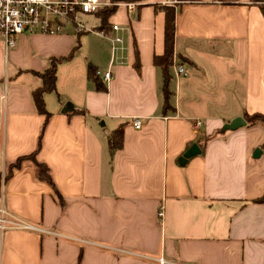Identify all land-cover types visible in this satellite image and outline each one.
<instances>
[{
	"label": "crops",
	"instance_id": "1",
	"mask_svg": "<svg viewBox=\"0 0 264 264\" xmlns=\"http://www.w3.org/2000/svg\"><path fill=\"white\" fill-rule=\"evenodd\" d=\"M163 1L138 0L132 14L114 6L108 24L123 28L121 63H111L99 34L110 30L97 14L94 42L71 30L24 32L8 48L0 36V206L40 230L0 231V264H264V203L255 202L264 194V123L244 118L264 115V0L173 5L165 114L152 60L163 51ZM74 47L56 65V90L44 94L45 118L32 99L35 73ZM90 68L110 71L107 81L99 76L105 90ZM235 117L245 125L222 131ZM116 129L123 143L110 155ZM193 143L200 153L180 163ZM31 154L52 183L33 159L12 168Z\"/></svg>",
	"mask_w": 264,
	"mask_h": 264
},
{
	"label": "built area",
	"instance_id": "2",
	"mask_svg": "<svg viewBox=\"0 0 264 264\" xmlns=\"http://www.w3.org/2000/svg\"><path fill=\"white\" fill-rule=\"evenodd\" d=\"M178 0H165V5H175ZM119 4L126 6L128 13L132 14L138 4L136 1L116 0H0V36L5 46L10 48L15 44V37L24 32L31 34H57L68 30L74 33L94 32L93 28L87 27L79 20L80 14L94 15L108 7ZM123 28L118 24H112L110 31H101L99 34L110 41L111 63H121L124 60L125 43L119 33ZM177 74L186 75L187 68L179 65ZM96 74L107 81L111 74L107 70ZM134 128L141 127L139 118L132 120ZM162 215L160 209L159 213ZM8 228L39 230L37 227L14 217L0 206V231ZM40 231V230H39ZM158 264H168L164 257L155 259Z\"/></svg>",
	"mask_w": 264,
	"mask_h": 264
},
{
	"label": "trees",
	"instance_id": "3",
	"mask_svg": "<svg viewBox=\"0 0 264 264\" xmlns=\"http://www.w3.org/2000/svg\"><path fill=\"white\" fill-rule=\"evenodd\" d=\"M118 1H138V0H118ZM162 12L164 13V28H163V51L161 54H155L153 56V64L154 66H157L161 70V76H162V83H161V92H162V97H163V102H162V113L165 114L168 111H172L173 107L170 104V96H171V91L169 89V82L171 79V72L170 69L174 64V40H175V15H176V9L174 6H168V5H163L159 7ZM115 7H108L101 11L100 13H97V16L101 19L102 22V28H109L111 29L112 24H108V18L111 16V14L114 12ZM77 47V46H76ZM75 47L73 48L72 52L65 57L57 58V59H51L49 66L43 70L42 72H36L35 74L41 79V84L38 88L32 91V99L36 108V111L39 114L44 115L45 118H48L50 116V113L46 110L45 104H44V94L48 92H53L56 90V65L59 61L65 60L69 57H71L72 53L74 52ZM179 62L180 63H186V64H192L191 61L187 58H184L182 56H179ZM136 67L138 68L139 63L138 59L136 57V62H135ZM88 77L89 79L93 82L96 90L98 91H103L105 90V85L103 81L100 79V77L96 74V70L94 68H90L88 71ZM77 112H84L82 110L77 111ZM244 118L247 121V124H253L256 121H261L264 123V115L260 113H253V114H247L244 113ZM219 132L215 131L206 139L211 138L214 136V134H217ZM123 143V135L120 129H116L112 131L108 136H107V144H108V149L110 152V155H113V153L120 149L122 147ZM33 159L34 154L25 156V157H20L16 163L12 165V168H16L20 166V163L23 159ZM39 168V177L42 180H45L49 183H52L49 173H48V168L42 164L38 163L35 161ZM6 178V177H5ZM5 180V179H4ZM255 202L259 203H264V194L257 198Z\"/></svg>",
	"mask_w": 264,
	"mask_h": 264
},
{
	"label": "water",
	"instance_id": "4",
	"mask_svg": "<svg viewBox=\"0 0 264 264\" xmlns=\"http://www.w3.org/2000/svg\"><path fill=\"white\" fill-rule=\"evenodd\" d=\"M245 125V120L242 117H235L234 119H232L230 122L225 123L222 127L221 130L225 131V130H233L236 128H239L241 126ZM261 150L259 148H256L254 150L253 156L254 157H258L260 154ZM200 153V149L198 147V145L196 143H193L180 157L179 162L180 163H184L186 162V160L191 157L194 156L196 154Z\"/></svg>",
	"mask_w": 264,
	"mask_h": 264
},
{
	"label": "rangeland",
	"instance_id": "5",
	"mask_svg": "<svg viewBox=\"0 0 264 264\" xmlns=\"http://www.w3.org/2000/svg\"><path fill=\"white\" fill-rule=\"evenodd\" d=\"M84 14H80L79 15V20H81L82 22H83V24H85L87 27H90L89 25H91V23L90 22H94V15H88L87 16V18H88V20H89V22H87L86 21V19H84L83 17H85V16H83ZM91 28V27H90ZM88 35H90L92 38H91V40L94 42V32H89V33H87Z\"/></svg>",
	"mask_w": 264,
	"mask_h": 264
}]
</instances>
